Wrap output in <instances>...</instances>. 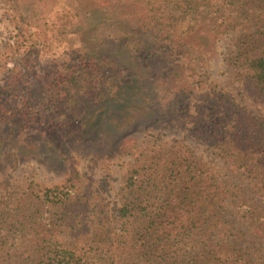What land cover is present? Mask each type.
I'll use <instances>...</instances> for the list:
<instances>
[{"label":"trees","instance_id":"16d2710c","mask_svg":"<svg viewBox=\"0 0 264 264\" xmlns=\"http://www.w3.org/2000/svg\"><path fill=\"white\" fill-rule=\"evenodd\" d=\"M2 1L0 101L26 126L72 94L83 101L77 141L95 136L107 145L185 118L186 99L172 87L213 36L232 43L234 65L264 97V0H69L84 51L56 61L53 44L61 46L65 30L14 18L12 0ZM215 95L200 107L199 140L241 183L221 178L186 146L148 142L122 178L111 215L77 174L7 196L0 264H264V117L226 109ZM245 230L257 232V248Z\"/></svg>","mask_w":264,"mask_h":264},{"label":"rangeland","instance_id":"374dc122","mask_svg":"<svg viewBox=\"0 0 264 264\" xmlns=\"http://www.w3.org/2000/svg\"><path fill=\"white\" fill-rule=\"evenodd\" d=\"M71 8L69 0H12L7 4V11L14 18L35 24L48 23L60 33L65 30L61 46L57 42L53 44V61L61 60L64 54L73 59L83 54L82 33L78 27L82 20ZM141 9L137 6L136 11L143 17ZM218 38L222 40L215 44L216 38L211 37V44L201 52L200 63L184 62L180 71L182 84L172 87L186 99L187 116L153 122L141 130L125 133L115 143L102 144L95 136L77 141L74 132L78 129L75 128L77 107L83 103L80 95L62 99L54 112L49 111L38 124L29 126L22 124L18 113L12 109L4 114L9 110L8 104L2 103L0 98V138L4 142V148H0V202L12 194L23 195L30 188L44 190L67 184L72 175L77 174L89 186L93 197L102 198L103 210L111 215L120 205L114 194L135 164L138 151L157 139L169 146L188 147L208 168L218 171L221 178L241 183L234 174L226 172L219 156L199 140L198 113L205 100L219 93L225 97L226 109L237 107L234 111L239 109L250 116L264 117V97L242 77L244 71L234 65L230 55L232 43L224 40L225 37ZM244 232L248 233L244 237L248 244L258 243L254 238L256 231Z\"/></svg>","mask_w":264,"mask_h":264}]
</instances>
